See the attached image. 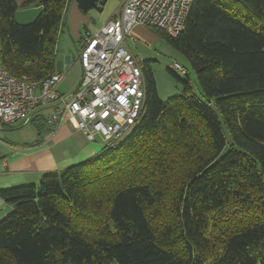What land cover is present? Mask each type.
<instances>
[{
    "label": "trees",
    "instance_id": "obj_1",
    "mask_svg": "<svg viewBox=\"0 0 264 264\" xmlns=\"http://www.w3.org/2000/svg\"><path fill=\"white\" fill-rule=\"evenodd\" d=\"M70 0H0V57L15 77L55 71ZM194 68L163 100L143 60L145 102L121 141L39 183L0 190V264H264V0H195L177 36ZM43 115L34 123L38 130Z\"/></svg>",
    "mask_w": 264,
    "mask_h": 264
},
{
    "label": "built area",
    "instance_id": "obj_2",
    "mask_svg": "<svg viewBox=\"0 0 264 264\" xmlns=\"http://www.w3.org/2000/svg\"><path fill=\"white\" fill-rule=\"evenodd\" d=\"M194 1L125 0L119 16L85 38L78 56L82 79L71 94L58 90L67 69L30 81L12 75L0 57V121L28 123L48 107L49 125L69 114L89 140L101 136L110 146L123 140L139 122L146 94L143 61L125 41L135 26L159 28L177 36L185 28ZM171 69L181 76L188 72L179 62Z\"/></svg>",
    "mask_w": 264,
    "mask_h": 264
},
{
    "label": "crops",
    "instance_id": "obj_3",
    "mask_svg": "<svg viewBox=\"0 0 264 264\" xmlns=\"http://www.w3.org/2000/svg\"><path fill=\"white\" fill-rule=\"evenodd\" d=\"M109 1L107 0L102 11L90 9L87 12V14L94 15L99 22L89 20L87 15L82 12L83 10L79 8L77 0L69 1L67 10L72 7L74 30L78 35H82L78 56L87 36L98 32L107 22L120 15L125 0H121L118 7L110 10L108 15H104ZM17 2L22 4L23 0H17ZM65 24L66 20L63 14L61 29ZM82 28H84V33H80ZM143 30L142 26H135L132 32L138 34L142 33ZM128 49L130 48L128 47ZM77 61L79 62L78 57ZM72 65L73 58L70 55L65 57L64 64L60 61L56 63L55 60L56 72L68 70L58 87L59 92L62 94H71L80 85L82 66L77 82L71 88L66 87V78ZM50 112L51 109L48 107L41 110L43 124L41 129L38 130V136L35 138L18 139V137L9 133V129H7L12 124H4L0 121V190L16 185L36 184L46 173L61 172L71 165L98 155L106 145V141L101 136H97L95 140H89L84 132L77 127L76 119L69 114H66L60 123L49 125L46 117ZM13 124L24 125L25 123ZM12 208V205L6 203L0 197V218L9 213Z\"/></svg>",
    "mask_w": 264,
    "mask_h": 264
},
{
    "label": "rangeland",
    "instance_id": "obj_4",
    "mask_svg": "<svg viewBox=\"0 0 264 264\" xmlns=\"http://www.w3.org/2000/svg\"><path fill=\"white\" fill-rule=\"evenodd\" d=\"M120 1L121 0H110L106 10L104 11V15H108L110 10L118 7ZM41 10L42 6L36 3L31 5L19 4V8L17 10L18 14L16 13L17 21L22 24L30 23L34 21ZM82 12L87 15L89 20L93 22H99V20L94 15L87 14L85 11ZM72 15V7H70V10H67L66 8L64 13L66 24L59 32L55 55L56 63L60 61L64 64L65 57L67 55H70L73 58V65L70 67V72H68L65 82L66 87L68 88H71L75 82H77L80 77L79 75L81 70V64H79L80 62L77 61V57L82 35H78L77 32H75ZM142 27L144 29L142 33L136 34L132 32L133 36L127 38L125 41V46H128L133 51L138 60L143 61L146 59L149 61L150 68L152 69L156 79L159 96L163 100H166L170 97L183 94L184 86L182 81H180L173 73L169 71V68H171V65L174 62H179L189 72L188 78L190 79L193 92L202 98L203 92L197 79L196 72L185 55L168 43L165 38L157 34L153 27ZM83 31L84 28L80 30V33H84ZM181 77L182 79L187 78V76ZM37 126L38 125H36L32 120L28 123H25L24 125L12 124L7 129H9V133L18 137V139H24L26 137L35 138L38 136Z\"/></svg>",
    "mask_w": 264,
    "mask_h": 264
},
{
    "label": "water",
    "instance_id": "obj_5",
    "mask_svg": "<svg viewBox=\"0 0 264 264\" xmlns=\"http://www.w3.org/2000/svg\"><path fill=\"white\" fill-rule=\"evenodd\" d=\"M77 2L81 10L88 12L90 9L102 11L107 0H77Z\"/></svg>",
    "mask_w": 264,
    "mask_h": 264
}]
</instances>
